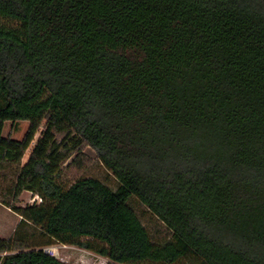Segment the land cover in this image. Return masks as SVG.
<instances>
[{
	"label": "trees",
	"instance_id": "1",
	"mask_svg": "<svg viewBox=\"0 0 264 264\" xmlns=\"http://www.w3.org/2000/svg\"><path fill=\"white\" fill-rule=\"evenodd\" d=\"M0 204V264H264V0H0Z\"/></svg>",
	"mask_w": 264,
	"mask_h": 264
},
{
	"label": "rangeland",
	"instance_id": "2",
	"mask_svg": "<svg viewBox=\"0 0 264 264\" xmlns=\"http://www.w3.org/2000/svg\"><path fill=\"white\" fill-rule=\"evenodd\" d=\"M28 127L29 124L27 122L19 123L17 125V128H14L10 123H7L3 130V137H8L13 140L20 141L26 134ZM37 138L38 134L35 136L33 143L30 145L29 149L25 153L24 158L22 160L23 164L27 161L28 156L34 146V142ZM83 153L89 160L87 161V163H85L86 170L79 171L75 168L68 169L65 172V180L67 181V183H72L80 176H89L103 182L108 187L115 190L117 187L116 181L108 174V172L104 168L94 163L96 159L95 152L87 147L84 149ZM34 203H39L37 197L33 196L30 193L24 192L19 197L17 206L32 205ZM133 205L137 210L139 217L148 232H150V234L154 238H156V240H160V238L163 237L162 232L164 231L160 222L157 221L148 211H146V209L140 206L136 201L133 202ZM18 223L19 218L15 214H13L11 210L0 204V236L5 239L12 237ZM35 241L32 240L33 243H39L41 240L39 237H37V240ZM43 250L47 254L67 264H109V261L105 258L99 257L94 253L72 246H62L60 244H53L50 247H44ZM184 264L198 263L186 261Z\"/></svg>",
	"mask_w": 264,
	"mask_h": 264
},
{
	"label": "built area",
	"instance_id": "3",
	"mask_svg": "<svg viewBox=\"0 0 264 264\" xmlns=\"http://www.w3.org/2000/svg\"><path fill=\"white\" fill-rule=\"evenodd\" d=\"M38 199V198H37ZM38 202L40 203V200L38 199Z\"/></svg>",
	"mask_w": 264,
	"mask_h": 264
}]
</instances>
